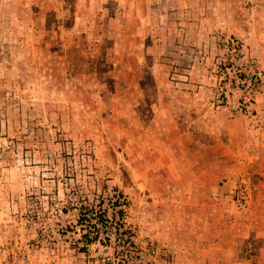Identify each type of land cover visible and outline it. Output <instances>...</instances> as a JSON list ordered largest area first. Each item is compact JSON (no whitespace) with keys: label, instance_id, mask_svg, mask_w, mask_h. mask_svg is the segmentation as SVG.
Masks as SVG:
<instances>
[{"label":"rangeland","instance_id":"obj_1","mask_svg":"<svg viewBox=\"0 0 264 264\" xmlns=\"http://www.w3.org/2000/svg\"><path fill=\"white\" fill-rule=\"evenodd\" d=\"M0 264H264V0H0Z\"/></svg>","mask_w":264,"mask_h":264}]
</instances>
